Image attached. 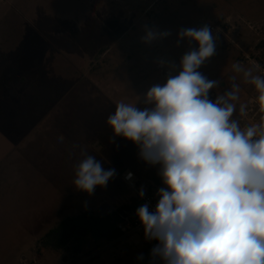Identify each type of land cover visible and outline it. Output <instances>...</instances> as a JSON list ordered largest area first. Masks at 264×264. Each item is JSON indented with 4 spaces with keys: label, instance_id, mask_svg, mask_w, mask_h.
Segmentation results:
<instances>
[{
    "label": "rangeland",
    "instance_id": "obj_1",
    "mask_svg": "<svg viewBox=\"0 0 264 264\" xmlns=\"http://www.w3.org/2000/svg\"><path fill=\"white\" fill-rule=\"evenodd\" d=\"M206 23L228 31L215 40V55L198 71L221 81L211 90L219 94L235 75L240 93L234 118L242 127L258 122L264 113L255 88L231 66L250 67L254 61L260 66L255 74L264 76V0H0V264H87L111 244L89 236L81 252L74 243L51 255L36 246L63 220L95 214L99 203L115 201L123 190L109 181L89 196L73 184L76 161L88 155L94 120L101 108L113 114L119 102L113 98L103 105L98 94L108 97L128 84L141 91L166 80L171 69L158 61L178 66L183 54L198 48L187 40L177 46L178 31ZM145 26L171 35L145 44ZM240 104L247 106L244 116ZM62 161L69 182L54 189L45 180L53 173L49 164ZM140 169L146 175L137 177L140 187L156 196L164 186L158 166ZM131 188L137 209L142 198L136 185Z\"/></svg>",
    "mask_w": 264,
    "mask_h": 264
},
{
    "label": "clouds",
    "instance_id": "obj_2",
    "mask_svg": "<svg viewBox=\"0 0 264 264\" xmlns=\"http://www.w3.org/2000/svg\"><path fill=\"white\" fill-rule=\"evenodd\" d=\"M145 26V44L170 36ZM187 40L190 49L174 62L166 82L153 85L143 97L146 105L121 100L107 125L114 137H123L138 147V157L158 166L161 178L154 210L145 203L136 209L145 239L157 241L149 264H264V115L242 127L237 112L240 85L231 77L230 87L210 99L220 80H209L200 71L215 55V38L208 25L180 29L177 46ZM232 64L245 83L254 86L259 111L264 113V76L260 66ZM150 106V107H147ZM247 106L240 104L239 115ZM64 136L58 137L59 142ZM116 170L106 169L92 155L75 167L74 187L91 196L106 188ZM128 172L125 180L131 181ZM141 186L138 195L145 196ZM138 259H143L141 254Z\"/></svg>",
    "mask_w": 264,
    "mask_h": 264
},
{
    "label": "crops",
    "instance_id": "obj_3",
    "mask_svg": "<svg viewBox=\"0 0 264 264\" xmlns=\"http://www.w3.org/2000/svg\"><path fill=\"white\" fill-rule=\"evenodd\" d=\"M166 65H165V68ZM171 73L169 69H167ZM166 82V80H162L158 84L163 85ZM155 84H157L155 82ZM155 84H145L144 88L141 91H138V89H135L132 87V85H127L124 89L120 86H118L115 90V94L112 91V95L110 92V96L107 97L105 93H100L99 98L101 99V104L104 105V101H109L110 99L113 98H119L118 101L124 100L125 102L129 103H137L139 97H140V102L137 104L138 108L143 109L146 107V105L143 103V97L145 96L146 92ZM223 87V86H222ZM224 92V89L220 91V94ZM85 94V93H84ZM219 94L218 92L211 91L209 94L210 98L213 100L216 98V95ZM93 95V94H92ZM98 101V98H97ZM92 103V102H91ZM150 107V106H147ZM106 109L103 110L101 108L99 116L94 120V127L92 128V133L89 135L90 139L87 143V153L88 155L94 156L97 160H99L103 166L106 169H112L114 168L116 170V176L110 180L112 184L122 186V192L117 194V197H115V201L110 199V202L102 201L99 203V208L96 211L95 214L97 213L101 216L99 217H105L116 210H118L121 207H126L130 206L133 207L135 204V201L137 200L136 193L134 192V189L131 188V186L128 184V182L125 180V174L127 172H133L135 175V185L138 189H135V191L139 192L140 187V180H137V177L140 178L142 175V178H146L145 173L143 169L140 168H148L150 167L148 164H146L144 161L139 159L138 157V147L133 144L129 140H125L123 137H114L113 138V133L112 129L110 126L107 125V118L110 115ZM94 145V147H93ZM99 145V147H97ZM84 156V155H83ZM83 159V158H82ZM31 162L35 165L36 168L37 164L36 162L31 159ZM79 163L80 161H76ZM60 163V164H59ZM54 162V164L50 165L51 170L53 173H51L50 176H46L47 180L49 183L52 184V187L55 189L56 187L54 184L59 183V187H63L62 185L69 182L68 179L65 178L67 175L65 172V167L68 166L66 162ZM33 165V166H34ZM54 165V166H53ZM157 167V166H155ZM35 168L37 171V175L41 174L38 172V170ZM154 173V172H153ZM150 179L149 181H151ZM153 183V182H152ZM67 186V185H65ZM61 195L64 193L63 188L59 189ZM107 206V211L102 212V207ZM116 208V209H115ZM118 208V209H117ZM134 214V209L131 210H126L125 214ZM40 242L36 244V246H39ZM148 247L144 244V240L138 236H132V237H124L120 236L118 239L114 240L111 242L110 245L107 247L101 248L98 251V254L94 256L87 264H133L136 260L137 263L140 264L141 261L146 260L147 257L150 255V250L152 247H150L147 244ZM37 247L35 248L36 251ZM41 253H45L47 255H51L52 253H59V252H54L51 250H44ZM143 255V259H138L140 255ZM39 256L38 254H36ZM42 257V255H40ZM151 259V258H150ZM149 259V261H150ZM148 261V262H149Z\"/></svg>",
    "mask_w": 264,
    "mask_h": 264
},
{
    "label": "trees",
    "instance_id": "obj_4",
    "mask_svg": "<svg viewBox=\"0 0 264 264\" xmlns=\"http://www.w3.org/2000/svg\"><path fill=\"white\" fill-rule=\"evenodd\" d=\"M142 202L140 201V205H142ZM131 209L136 210L134 206H126L105 217H98L91 211H85L78 216L67 218L42 238L39 250L41 252L44 250L62 252L75 243L76 253H78L81 252L82 245L89 236H93L96 241L106 240L112 242L122 235L118 229V224L125 211ZM150 258L149 255L140 264H149Z\"/></svg>",
    "mask_w": 264,
    "mask_h": 264
},
{
    "label": "built area",
    "instance_id": "obj_5",
    "mask_svg": "<svg viewBox=\"0 0 264 264\" xmlns=\"http://www.w3.org/2000/svg\"><path fill=\"white\" fill-rule=\"evenodd\" d=\"M205 25L209 26L215 40L219 37V35H221L222 33L225 34L226 31H228L227 28L225 29V28H222L219 26H215L211 23H206ZM162 67L164 68V66H162ZM167 74H170V72L167 71ZM131 173H133V172H131ZM127 182L131 187H135V175H134V173H133V179L131 181H127ZM158 199H159V197H157L155 195H145L144 198H142V201H143L142 205L145 203H148L150 210H154L156 204L158 203ZM118 229L122 233V236H124V237L138 236V237L142 238L144 240V242L146 244H148L150 247H153L157 243V241H155V240L148 241L145 239L143 227H142L138 217L136 216V213L124 214L121 218L120 223L118 224Z\"/></svg>",
    "mask_w": 264,
    "mask_h": 264
}]
</instances>
